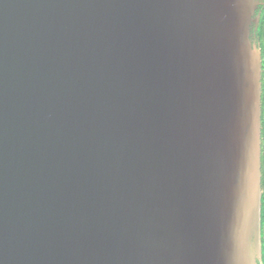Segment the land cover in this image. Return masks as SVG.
I'll list each match as a JSON object with an SVG mask.
<instances>
[{
    "label": "water",
    "instance_id": "obj_1",
    "mask_svg": "<svg viewBox=\"0 0 264 264\" xmlns=\"http://www.w3.org/2000/svg\"><path fill=\"white\" fill-rule=\"evenodd\" d=\"M263 0H0V264H261Z\"/></svg>",
    "mask_w": 264,
    "mask_h": 264
},
{
    "label": "trees",
    "instance_id": "obj_2",
    "mask_svg": "<svg viewBox=\"0 0 264 264\" xmlns=\"http://www.w3.org/2000/svg\"><path fill=\"white\" fill-rule=\"evenodd\" d=\"M260 48L261 56V137H260V186H261V207H260V240H261V264H264V6L260 10V18L255 32Z\"/></svg>",
    "mask_w": 264,
    "mask_h": 264
},
{
    "label": "bare ground",
    "instance_id": "obj_3",
    "mask_svg": "<svg viewBox=\"0 0 264 264\" xmlns=\"http://www.w3.org/2000/svg\"><path fill=\"white\" fill-rule=\"evenodd\" d=\"M264 1V0H263Z\"/></svg>",
    "mask_w": 264,
    "mask_h": 264
}]
</instances>
